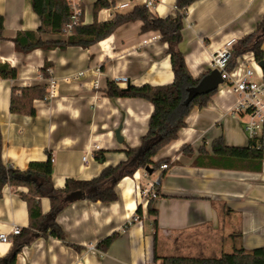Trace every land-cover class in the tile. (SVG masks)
<instances>
[{
    "label": "crops",
    "instance_id": "crops-1",
    "mask_svg": "<svg viewBox=\"0 0 264 264\" xmlns=\"http://www.w3.org/2000/svg\"><path fill=\"white\" fill-rule=\"evenodd\" d=\"M83 2L85 23H92L93 5ZM173 3L174 0H164L158 10L168 14ZM102 13L104 17L100 16ZM0 14L5 25L4 38H0V70L13 67L17 70L14 79L0 77L4 163L26 171L30 162H44L51 156L53 184L63 187L67 178L90 180L106 167L126 160L124 151L139 146L147 133L154 106L143 98H110L105 94L107 83L114 80L121 87L171 83L174 73L168 43L161 41L157 31L142 32V22L138 20L122 24L110 37L87 48L70 46L64 51L38 48L25 54L16 50L12 38L20 30L39 29L41 20L33 10L32 0H0ZM263 15L264 0L194 2L187 9L179 44L191 74L198 76L210 69L212 55L229 41L235 43L254 31ZM114 16H109L106 8L99 12L98 20L107 21ZM66 37L67 34L43 35L44 39ZM243 55L237 58L236 65ZM47 62L51 63L50 78L59 83L57 94L49 101L36 99L34 116L12 114L13 88L45 84L48 87L50 78L41 74ZM256 74L254 77L258 79ZM74 75L78 76L66 79ZM236 98L228 83L226 88L219 86L206 107L191 110L177 139L154 158L170 160L161 180V192L153 198V206L158 210L157 238L153 224L156 217L148 213L149 200L141 205L140 190L149 183H158L162 169L155 172L153 179L154 173L144 176L145 169H139L133 177L119 182L116 201L81 199L57 215L68 240L81 246V250L59 238L39 237L24 246L16 264H162V257L168 255L220 257L235 248L264 247V158L262 169L256 172L194 163L200 147L212 153V142L220 136L229 146L249 145L244 118L232 110ZM117 128H121V141L116 137ZM262 143L264 151V135ZM184 145H190L193 153L181 151ZM100 150H105L104 162L95 158V152ZM23 191L27 188L10 185L3 188L0 231L10 232L15 225L21 228L29 225L27 203L20 195ZM41 206L47 214L50 199L43 197ZM139 206L141 214L136 213ZM115 231L122 233L107 251L97 247ZM12 246L13 242L0 243V257Z\"/></svg>",
    "mask_w": 264,
    "mask_h": 264
},
{
    "label": "trees",
    "instance_id": "trees-1",
    "mask_svg": "<svg viewBox=\"0 0 264 264\" xmlns=\"http://www.w3.org/2000/svg\"><path fill=\"white\" fill-rule=\"evenodd\" d=\"M198 0H176L177 10L175 16L153 17L148 9L143 6H136L133 10L125 13H116L111 20L99 21L98 14L101 10L110 8L116 0H95L93 4L94 21L83 23L81 21L74 26L70 33H66V25L71 21V10L67 0H32L33 10L38 14L41 25L38 30H20L12 38L15 48L20 53H29L35 49L44 50L64 49L70 46L87 48L110 35L122 24L131 21H141V31H157L160 39L169 45L167 53L170 56L174 79L168 84H144L141 86L128 84L121 87L117 81L109 80L105 94L110 98H143L154 106L150 116L149 129L141 138L137 147H128L124 152L126 160L117 165L106 167L99 176L90 180H79L67 178L63 187H55L53 184V162L51 156L47 160L30 162L26 171L15 170L4 163L2 159V141L0 135V194L6 185L11 187H26L27 191L20 193L26 200L29 225L22 228L21 233L13 237L12 249L3 257H0V264H16L18 254L24 246L30 244L39 237H55L63 240L66 244L81 250L82 247L73 244L68 240L67 233L63 226L56 220L57 215L70 204L66 197L75 191L85 193L84 199L92 202L102 203L114 202L119 198L117 185L125 177H133L139 169L147 166L153 168V173L161 170L163 164L167 168L162 169L159 182L154 186L156 192H161V180L170 167V160L164 158L155 161L154 158L174 139H177L179 131L186 126V119L194 107L204 108L211 101L212 96L217 92L213 91L195 97L189 105L185 104L190 87L196 86L212 68L198 76H193L189 70L183 52L179 44L183 39L182 29L187 9ZM84 11V7H83ZM4 17L0 14V38L3 39ZM45 34H67L64 39H44ZM264 15L254 31L244 35L232 46L231 58L226 69L231 71L237 63V58L247 52H252L256 62L264 61ZM41 69L44 78H50L51 73L48 67ZM2 78H16L17 70L13 67L9 70H0ZM48 87L45 85L25 86L13 88L11 93L10 109L12 114H23L34 116L36 109L34 101L46 98ZM262 139H250L247 147L229 146L224 142L223 137H217L212 142V153H209L204 146L199 149L195 158V165L208 166L224 169H249L260 171L263 165L264 151ZM260 142V143H259ZM184 153L191 154L193 149L190 145L181 148ZM95 158L99 162L106 159L105 150L95 152ZM48 197L51 201V208L47 214L43 213L41 199ZM137 214L142 213L139 206ZM148 213L155 216L157 238L158 210L153 206V198L148 201ZM51 216V217H50ZM126 227V226H125ZM122 232L115 231L97 244L101 250L107 251L113 242ZM31 238L27 241V238ZM156 258H161L157 257ZM162 264H264V247L253 250H246L243 247L235 248L232 252L223 253L220 257L168 255L162 257Z\"/></svg>",
    "mask_w": 264,
    "mask_h": 264
},
{
    "label": "built area",
    "instance_id": "built-area-1",
    "mask_svg": "<svg viewBox=\"0 0 264 264\" xmlns=\"http://www.w3.org/2000/svg\"><path fill=\"white\" fill-rule=\"evenodd\" d=\"M71 10V21L66 25V33H70L74 26L77 25L81 20V16L85 15V8L83 0H67ZM164 0H125L121 2H116L110 8H107L109 16L113 14L123 12L130 8H135L136 6H143L153 17H166L168 15L175 16L177 5L176 0L171 6V11L167 14H163L158 10V7ZM112 10V12H111ZM85 18L83 23H85ZM234 41H229L226 43L225 47L217 51L212 55L211 68L218 69L222 73V78L224 82H227L230 89L236 94V103L233 107V112L240 114L244 118V129L249 136V139H262L264 135V73L261 77L256 79L255 72L247 66L245 70L239 72L238 78L233 77V70L228 71L226 69L227 64L231 58V51ZM238 66V65H237ZM241 69V68H240ZM82 74L79 73L78 75ZM66 77L67 80H71L74 77ZM126 81V79H123ZM58 82L55 78H50L48 84V94L46 98L51 99L57 94ZM95 85L98 86V80L96 79ZM260 140V142L262 141ZM259 142V143H260ZM84 160L87 159V155L83 157ZM51 161L54 158L51 157ZM167 168V164H163L161 169ZM146 172V171H145ZM148 172H146L147 174ZM156 183H149L147 187H143V192H141L143 201L141 205H146V201L151 198H157L158 193L156 192ZM23 230L21 227L15 225L10 232L0 231V243H12V236L18 235ZM93 252H96L95 247H91Z\"/></svg>",
    "mask_w": 264,
    "mask_h": 264
},
{
    "label": "water",
    "instance_id": "water-1",
    "mask_svg": "<svg viewBox=\"0 0 264 264\" xmlns=\"http://www.w3.org/2000/svg\"><path fill=\"white\" fill-rule=\"evenodd\" d=\"M258 65L264 70V61H258ZM222 73L220 70L218 69H212L211 72H209V74H207L205 77L202 78V80L193 87H190L187 92V98L185 100V104L189 105L191 103V101L199 96V95H203V94H208L218 90L219 86L224 83V79L222 78ZM120 130L121 128H117L115 133H116V137L119 141H121L123 139V137L121 136L122 134H120ZM153 168H151L150 166H147L145 168V171L148 172L149 174L153 173ZM85 198V193L82 191H75L72 192L70 195H68L66 197V201L73 203L74 201H79L81 199ZM51 217V216H50ZM31 238H27V241H30Z\"/></svg>",
    "mask_w": 264,
    "mask_h": 264
},
{
    "label": "rangeland",
    "instance_id": "rangeland-1",
    "mask_svg": "<svg viewBox=\"0 0 264 264\" xmlns=\"http://www.w3.org/2000/svg\"><path fill=\"white\" fill-rule=\"evenodd\" d=\"M85 1H86L88 4H90V5L92 6L95 0H85ZM119 1H121V0H117V2H119ZM100 16H101V17H104V14L102 13ZM240 62H241V63H239L238 66L236 65V66L234 67V69H233V77H234L235 79L238 78V76H239V72H240L241 70H245V68L248 66V65H247L248 63L250 64L251 69H252L255 73H257V74H256L257 76L261 77L262 74L264 73V70H263V69L258 65V63L256 62L255 57H253L249 52L246 53V54H244L243 57H240ZM240 68H241V69H240ZM226 86H227V83H226V82H224V83H222V84L220 85V87H225V88H226ZM141 170H144V169H141ZM143 174H144V176H145V175H147V174H149V173L146 174V172H145V170H144ZM155 176H156V173H154V174L151 176V178L153 179V178H155ZM147 186H148V185H147ZM147 186H145V187H147ZM141 192H143V187L141 188Z\"/></svg>",
    "mask_w": 264,
    "mask_h": 264
}]
</instances>
